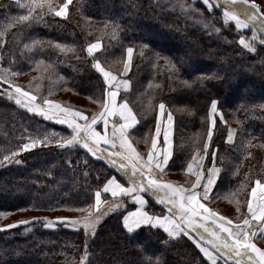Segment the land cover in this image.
Segmentation results:
<instances>
[{"label":"trees","instance_id":"16d2710c","mask_svg":"<svg viewBox=\"0 0 264 264\" xmlns=\"http://www.w3.org/2000/svg\"><path fill=\"white\" fill-rule=\"evenodd\" d=\"M29 3L0 0V31L6 33L0 43V71L18 73L9 79L33 92L41 103L54 99L90 117L103 109L98 101L107 99L108 88L94 67V58L107 71L121 75L127 48L132 47L130 88L121 92L119 101L127 100L139 121L129 133L134 145L144 153L150 149L163 102L174 121V151L167 173L190 185L193 179L184 175L186 164L197 149L204 150L211 128L206 167L214 162L220 171L209 204L227 217L234 214L232 210L241 211L242 219L247 216L251 186L257 180L264 182V107H259L264 104V28L249 23L251 29L240 30L235 21H225V8L209 11L196 3L205 23L212 25L207 30L154 0H72L66 17L46 15L42 22L17 19L13 23L27 14L28 8L22 5ZM52 3L59 6L65 0ZM227 8L237 11L230 4ZM241 19H245L243 14ZM242 38L256 50L243 46ZM93 43H99V50L89 55L87 48ZM197 76L219 79L193 83ZM6 90H11L10 85L0 82V161L18 152L13 159L19 163H0V213H7L0 215V264H155L157 257L165 264H211L188 235L177 243L161 229L143 227L128 233L122 217L135 208L132 202L107 214L92 237L64 224L45 228V217L87 215L76 209L94 205L95 192L102 193L112 176L122 183L133 178L92 156L82 145L61 148L53 141L18 151L30 137L58 134L69 138L73 133L68 126L17 104ZM213 99L219 101L218 111L223 113V119L216 117L214 127ZM230 125L237 131L229 143ZM144 196L150 214H167V205L157 202L151 191ZM13 218L18 219L12 223H30L3 227ZM165 240L170 243L165 245ZM86 249L87 262L82 259Z\"/></svg>","mask_w":264,"mask_h":264},{"label":"snow or ice","instance_id":"6c2138e0","mask_svg":"<svg viewBox=\"0 0 264 264\" xmlns=\"http://www.w3.org/2000/svg\"><path fill=\"white\" fill-rule=\"evenodd\" d=\"M71 2L72 0H65V3L57 6L52 3V0H30L29 4L22 5V7L28 8L27 14L14 18L13 23H15L17 19L21 23L42 22L43 17L46 15L66 17L68 5ZM203 3L209 8L212 7L209 0H203ZM228 3L234 7L238 6L239 11H230L226 7L224 9L225 21L233 20L240 28H246L252 21L260 19L262 26H264V11H260V5L256 4L255 0H228ZM37 8L41 11L36 12L35 10ZM241 14L244 15L245 19H241ZM5 35L6 33L4 31H0V43L4 42L3 37ZM36 43L40 42L33 41V44ZM240 43L251 51L256 50L243 38L240 40ZM261 43H264V41H261ZM58 47L66 46L58 45ZM98 47L99 43L89 44L87 48L88 54L93 55ZM133 51L134 49L132 47L127 48L128 59L125 62V70L130 68ZM157 56H159V54H157ZM0 59H2V57H0ZM94 60V67L104 77V81L108 88L106 91L107 99L105 101H98L102 103L104 111L94 113L90 117L85 115L84 110H76L71 106H63L61 103L51 100H45L43 104H37L36 96L30 91H25L23 86L17 85L14 81L9 79V76L17 75L18 73L8 69L7 75H5L0 71V82L10 85L11 90L5 91V94L8 95L9 98L15 99L17 104H23V107L27 108L30 112L39 114L48 120H56L60 124L68 125L73 133L69 138L59 137L58 134L37 136L35 138L30 137L27 143H23L19 146L18 151L30 150L36 148L38 145L50 144L53 141L61 148H70L79 144L87 149L92 156L99 159H108L110 164L118 166L121 171L130 173V178H134L131 184L126 187L124 183H121L115 176H112L104 183L103 192L111 193V196L116 199L102 201L101 192L96 191L94 205H89L88 209H76L82 212L87 211V215L79 218L57 217L56 220L68 221L72 226L82 224L89 236H95L96 226L104 214L100 213L102 203L107 205L110 210L116 211L124 207V200L122 198L130 197L133 201L139 203L141 207L123 215L122 224L128 233L136 232L143 226H148L150 230L152 228H162L163 232L166 233L168 237L176 238L173 242L177 243L184 234L192 236V233H196V236H192V238L200 247L203 255L211 261V264H217L218 252H222L228 258L241 257L240 260H237L236 264H243L244 257H246L248 261L255 259L256 264H264V249L259 248L252 242V238L256 236L257 233H259L261 237H264V185L260 183V180L256 181L257 187L261 189V195L258 198L259 203L254 208L253 203L251 201L248 202V212L251 213V218H245L241 223H237L233 226V221L227 216L220 215L219 212L209 208L206 203L201 202L202 199H206L212 191L220 169L214 166L209 170V174L205 176L202 166L197 162V156L200 155L199 149H197L196 155L192 156L186 164L185 170L195 176V180L191 183L190 189H186L183 186H175L170 181L163 182L154 178L151 174L152 168L158 169L161 172L164 171L173 156L172 141L170 139L172 129L171 114L169 113L168 115V131L164 134V139L169 145L168 150L162 153L157 150V138H159L161 134V127L157 124L155 126L154 136L151 140V150L146 156L141 155V153L136 151L133 147L128 137V129L138 123L136 115L132 111L127 100H124L120 105L116 104V98L121 84H123L125 88H128L130 82L127 80H119L115 74L107 71L101 65L100 60L95 58ZM169 63L173 69L177 72L179 71L174 63ZM213 78L219 79L218 76H197L193 83H203L205 80ZM185 83L187 84L189 82L185 81ZM218 104L219 101L216 99L211 101V111L213 114L217 112ZM259 107H264V104L259 105ZM159 110L161 115H163L165 112V104L163 102H160ZM117 115L123 123H114L112 125L111 135H108V118ZM220 118L223 119V113L220 114ZM98 120H103L105 134L96 131L95 125ZM214 126L215 119L212 120V127ZM234 134V131L229 132V141L233 140ZM212 136L213 132L211 128H209L206 132V142L203 143L205 155H207V149L211 145ZM145 142H148L147 139H145ZM101 143L109 147L101 149L99 147ZM250 143L251 142H249V144ZM118 147L120 150H118ZM17 154L18 152H10L3 156V161L19 163V161H14L13 159ZM249 155H251V153H249ZM201 159H203V157H201ZM3 161H0V163ZM139 161L144 162L142 167L138 166ZM194 167L196 170H194ZM145 177L147 178V182H145ZM201 186H203L202 193L200 191ZM149 191L157 196L160 204L168 205L167 215L150 214L149 211L145 210L144 206L147 204V201L141 193ZM160 192L165 193V195L160 196ZM252 197L254 199L257 198L256 188H252ZM236 203L239 204V201L237 200ZM93 208L95 211L92 210ZM201 213H203L202 218ZM0 215H7V213H0ZM32 219L39 220L40 218L34 217ZM43 219L45 227H55L54 221L46 217ZM209 219L218 223V230H211L212 238H209L207 241L209 246H205L203 244L205 237L199 232V229H203L205 233L209 232V228L204 223ZM253 220L258 221L259 226H253ZM29 223L30 221L24 220L3 227L13 228L18 224L27 225ZM220 233H226L227 238L222 237ZM197 236L199 237L198 239ZM163 243L167 245L170 241L165 240ZM252 253L255 254V257ZM256 257H258V259H256ZM82 259L87 262V249ZM145 260L151 261V257H145ZM139 264H145V261H140ZM155 264H165V261L162 257H157Z\"/></svg>","mask_w":264,"mask_h":264},{"label":"rangeland","instance_id":"374dc122","mask_svg":"<svg viewBox=\"0 0 264 264\" xmlns=\"http://www.w3.org/2000/svg\"><path fill=\"white\" fill-rule=\"evenodd\" d=\"M155 2H158V3H160V4H162V5H164V6H167V7H169V8H171L172 10H174V11H176V12H178V13H180V14H182V15H184V16H188L189 17V19L191 20V21H194L196 24H198V25H200L201 27H203V28H205V29H207V30H210V29H212V25L211 24H208V23H205V20L203 19V14L201 13V11L200 10H198L197 8H196V6H195V4L196 3H198V4H201V5H203V6H205L209 11H214L216 8H218L219 9V7H222V8H226L228 5H229V3H228V0H209V3H211L212 4V7L211 8H209L207 5H205L204 3H203V0H191L192 2H194L195 4H190V5H186L184 2H182V1H178V0H154ZM255 3L256 4H258V5H260V11H264V0H255ZM197 5V4H196ZM215 7V8H214ZM235 8L237 9V11H239V7L238 6H235ZM231 9V8H230ZM237 25V24H236ZM251 25H257V26H261L262 28H264V26H262V24H261V21H260V19H256V20H254V21H252L251 22ZM238 28L240 29V30H247V29H251V26L250 25H248V27H246V28H240L239 26H238ZM244 46V45H243ZM99 50V47L95 50V51H98ZM132 56H133V53H132ZM127 59H128V56H127ZM127 59H126V61H127ZM131 66H132V57H131V65H130V68L128 69V70H131ZM125 68V65H124V67H123V69ZM127 70H125V72H126ZM122 74V73H121ZM119 80H121L122 81V79L121 78H119ZM19 81H23V82H26V79L25 78H20L19 79ZM129 88H130V86L128 87V88H125L124 87V85H121L120 86V88H119V90H118V93H119V96H120V94H121V92H127V91H129ZM25 91H29V90H25ZM31 92V91H30ZM34 96H36L37 97V99H36V103L37 104H43V102L45 101V100H51V101H54V102H57V103H61V102H59V101H57V100H54V99H50V98H48V99H45L42 103L39 101V98H38V96L37 95H35L33 92H31ZM62 104V103H61ZM63 105V104H62ZM63 106H65V105H63ZM102 111H104V108L101 110V112ZM168 112V111H167ZM169 113H167V115H168ZM220 112L217 110V112L215 113V114H213L212 113V111H211V119L213 120V119H215L217 116L218 117H220ZM87 116V115H86ZM61 118H63V117H61ZM216 120V119H215ZM53 121H56V120H53ZM57 122V121H56ZM65 125V124H64ZM66 126H68V125H66ZM69 127V126H68ZM95 128H96V131H98V132H101V133H104L105 132V128H104V123H103V120H98L97 121V124L95 125ZM230 131H233V130H230ZM228 142L230 143V142H232V141H229L228 140ZM79 145V144H78ZM99 147L101 148V149H106V148H108L109 146H107V145H104V144H101V145H99ZM120 150V149H119ZM206 157H207V155H206ZM105 160H107L108 161V159H106L105 158ZM113 165V164H112ZM115 168H118V169H120L118 166H116V165H113ZM125 172V171H124ZM127 173V172H126ZM264 183V182H263ZM255 184H256V182H255ZM255 184L253 185V186H251V189H250V195H252V188H256V193H257V198H256V201L255 200H253L252 201V203H253V206H254V208H255V206L259 203V200H258V198H259V196L261 195V189L259 188V187H257V186H255ZM145 193V192H144ZM102 201L104 200V201H107L103 196H102ZM116 199V198H115ZM112 200H114V199H112ZM213 208V207H212ZM218 209V208H217ZM93 211H95V209H92ZM213 210L214 211H216V212H219L220 213V215H221V212H224V211H220V209H218V210H216V209H214L213 208ZM111 212H113L112 210H110L108 207H107V205H103L101 208H100V213H104L103 215H102V217H101V219H100V221H99V223L106 217V215L107 214H109V213H111ZM100 213H97V214H100ZM231 214H233V215H231L230 217H228L230 220H232V219H234L233 221V226L235 225V224H237V223H241L245 218H251V215L249 214V216H248V210H247V216L244 218V219H242L243 218V214L241 213V211H239V212H234V210H232V212H230ZM225 214V213H224ZM222 216H224V215H222ZM18 218H13V220H10V222L8 223V224H10V223H12L13 221H15V220H17ZM50 220H52V221H54L55 222V227H52V228H48V229H56L59 225H62V224H64L65 226H67V227H70V228H72V229H77V230H79V229H83L86 233H87V235L89 236V234H88V232L84 229V227H83V225L81 224V225H76V226H72L71 224H70V222H68V221H60V220H56V218H53V219H50ZM98 223V224H99ZM205 224H206V226L209 228V232H207V233H209V234H207V233H205L204 231H199L201 234H203L204 235V237H205V239H204V241L203 242H205L206 244H207V241H208V239L209 238H212L211 237V230L212 229H217L218 230V223H216L214 220L213 221H208V222H204ZM252 223H253V226H259V222L258 221H252ZM12 224H14V223H12ZM98 224H97V226H98ZM96 226V227H97ZM45 228H47V227H45ZM194 235H196V233H194ZM220 235L222 236V237H224V238H227V234L226 233H220ZM92 237V236H91ZM191 239H193L192 238V236H189ZM199 237L197 236V239H198ZM193 241H195L194 239H193ZM254 243L257 245V244H261L262 243V237L260 236V235H256L255 236V238H254ZM207 246H209L208 244H207ZM220 254H221V258L223 259V260H225V262H227V263H230V264H236V262H237V260H240V258H235V257H233V259L231 258V260H230V258H228L226 255H224L222 252H220ZM254 257H255V254L253 253L252 254ZM256 259H258V257H256ZM255 259H253V261H254ZM256 261V260H255ZM243 264H252L251 263V261H248V260H243Z\"/></svg>","mask_w":264,"mask_h":264},{"label":"crops","instance_id":"0c3cea01","mask_svg":"<svg viewBox=\"0 0 264 264\" xmlns=\"http://www.w3.org/2000/svg\"><path fill=\"white\" fill-rule=\"evenodd\" d=\"M13 1H18V0H13ZM95 52V51H94ZM129 72H130V70H127L126 72H125V68L123 69V71H122V74L121 75H116L117 76V78L119 79V78H121L122 79V81L123 80H127V76H128V74H129ZM128 81V80H127ZM121 85H123V84H121ZM113 90H115V89H113ZM123 102H121V101H119V93H118V95H117V98H116V104L117 105H120V104H122ZM133 111V110H132ZM168 110H167V108L165 107V112H164V114L163 115H161V113H160V110H159V114H158V118H157V124H159L160 125V127H161V134H160V137L159 138H157L158 139V142H157V150H159L161 153L162 152H164V151H167L168 150V147H169V145H168V142L167 141H165V139H164V134H165V132L166 131H168V125H169V120H168V115H167V113H169V111L167 112ZM137 118V117H136ZM216 119V118H215ZM108 120H109V123H108V127H107V134L108 135H111V132H112V125L114 124V123H116V124H119V123H123V121H121L120 119H119V117H118V115L117 116H113V117H109L108 118ZM212 120V119H211ZM137 121H138V119H137ZM138 123H139V121H138ZM138 123L137 124H135L132 128H130V129H128V137H129V140L131 141V143H132V145H133V147L136 149V151H138L139 153H141V155H144V156H146V154L151 150V146H150V149L147 151V152H143V151H139L138 149H137V147L134 145V143H133V141L131 140V138H130V136H129V133L134 129V128H136L137 127V125H138ZM156 124V125H157ZM229 130H233L234 131V133L236 134V131H237V127L235 126V125H230V129ZM230 132V131H229ZM154 133H155V131H154ZM154 133H153V136H154ZM101 134H105V132L104 133H101ZM235 134H234V136H233V139H234V137H235ZM153 138V137H152ZM170 139H171V141H172V152L174 151V121H173V117H172V129H171V136H170ZM233 141V140H232ZM101 144H103V143H101ZM118 150H119V147H118ZM208 150V149H207ZM194 155H196V152L194 153ZM193 155V156H194ZM173 157V156H172ZM201 157H203V159H201ZM170 162H171V160L169 161V164H170ZM197 162L202 166V168H203V170H204V174H205V176H207L208 174H209V170L210 169H212L214 166L216 167V165H215V163L213 162V164L210 166V167H206V155H205V152H204V150L203 151H200V155L199 156H197ZM143 161H139L138 162V166H140V167H142L143 166ZM169 164H168V166H169ZM168 166L164 169V171H160V170H158V169H155V168H152V170H151V174H152V176L154 177V178H156V179H158V180H160V181H163V182H166V181H170V182H172L175 186H183L184 188H186V189H190L191 188V184L190 185H185V184H183V183H181V181H177L176 180V178H173V177H169V175H168V173H167V169H168ZM217 168V167H216ZM186 169V168H185ZM194 170H196L195 169V167H194ZM146 171H147V169H146ZM184 175H187V176H189V177H191L193 180H192V182L195 180V176L194 175H192L191 173H188L186 170L184 171ZM218 177H219V173H218ZM134 179V178H133ZM145 179V182H147V178L145 177L144 178ZM119 180V179H118ZM217 180H218V178H217ZM217 180H216V182H217ZM121 182V181H120ZM131 182H132V180H130V183H124L125 184V186L127 187V186H129L130 184H131ZM216 182H215V184H216ZM122 183V182H121ZM261 183V182H260ZM215 184H214V186H213V189H212V191L210 192V194H209V196L206 198V199H202V201L201 202H203V203H206L207 204V206L209 207V208H211L212 210H213V208L210 206V204H209V201L211 200V197H212V193H213V191H214V187H215ZM262 185H264V183H261ZM255 186H257V184H255ZM200 191H201V193L203 192V186H201V188H200ZM102 194H104V195H106V196H109L110 198H112V199H115V197H112L111 196V193H105V192H103L102 191V193H101V198H102ZM142 195H144V193H141ZM153 194V193H152ZM159 195L160 196H164L165 195V193H163V192H160L159 193ZM155 198V200L157 201V202H159V200H158V198H157V196H155V195H153ZM145 197V196H144ZM111 199V200H112ZM123 200H124V203L126 202V203H133L134 205H135V208L133 209V210H131V211H135L137 208H139V207H141L140 205H139V203H137V202H135V201H133L130 197L129 198H122ZM111 200H109V201H111ZM145 200L147 201V204L144 206V208H145V210H146V208H147V206H148V200H147V198L145 197ZM253 200H255L256 201V199H254L253 197H252V195H251V198H250V201L252 202ZM104 201V200H103ZM104 204L102 203V205H101V207L103 206ZM167 205V204H166ZM165 205V206H166ZM167 208H168V205H167ZM131 211H129V212H131ZM147 211V210H146ZM214 211V210H213ZM249 214L251 215V213H248V216H249ZM167 215V214H166ZM201 215H203V213H201ZM254 221V220H253ZM143 227H148V226H143ZM142 227V228H143ZM140 230V229H139ZM139 230H137V231H139ZM161 230H163L162 228H161ZM136 231V232H137ZM133 233H135V232H133ZM184 235H187V234H184ZM257 235H259V233H257ZM189 236V235H188ZM254 238H255V236L252 238V242L254 243ZM203 244L205 245V246H207V244L205 243V242H203ZM257 246L259 247V248H262V249H264V237H262V243L261 244H257ZM200 248V247H199ZM207 258V257H206ZM235 258H241V257H235ZM233 259V258H232ZM230 260H231V258H230ZM209 261V260H208ZM210 263H211V261H209ZM227 262H225V260H223L222 258H221V254H220V252H218V255H217V264H226Z\"/></svg>","mask_w":264,"mask_h":264}]
</instances>
